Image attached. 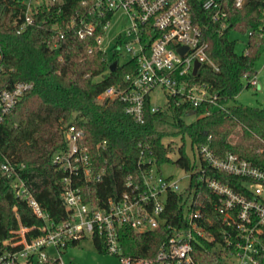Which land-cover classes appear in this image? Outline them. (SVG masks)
I'll return each mask as SVG.
<instances>
[{"label":"trees","instance_id":"1","mask_svg":"<svg viewBox=\"0 0 264 264\" xmlns=\"http://www.w3.org/2000/svg\"><path fill=\"white\" fill-rule=\"evenodd\" d=\"M202 1L187 0L192 22L201 29L207 56L217 71L203 66L194 82L206 84L217 95V104L225 109L218 110L211 104L177 106V97H172L164 109L151 113L147 100L144 122L138 124L124 114L123 103L98 101L109 87L123 86L125 76L136 72V63H120L116 52L105 60L93 37L80 39L77 35L82 23L92 24L96 35L103 34L111 12L100 14L94 0H59L39 9L36 25L17 33L14 20L23 14V5L17 0H0V92L17 82L33 85L0 122V165L5 159L24 165L20 177L51 220L59 222L65 217L60 199L63 174L52 164V157L65 150L64 130L73 125L83 133L81 143L90 149L96 165L107 169L100 182L82 187L86 201L118 197L127 190L128 177L140 184L141 175L151 164L161 173L162 165L173 163L191 173L189 192L193 190L194 204L215 224L212 228L204 220L202 226L218 239L221 218L214 207L219 198L209 191L204 179H217L235 190L236 186L230 176L204 162V172L196 171V161L187 154L184 140H189L194 151L209 144L217 157L234 153L264 169V108L236 101L242 82L249 87L248 81L256 74L254 65L264 45L258 35L264 5L263 0H248L241 9L228 4V26L221 29L203 10ZM233 34L247 36L242 54L235 51L238 40L231 37ZM113 62L117 65L110 71ZM174 136H180L183 143L178 159L172 162L170 148L162 141ZM99 143L104 146L96 149ZM12 180L0 175V240L17 227L14 207L23 225L41 224L26 203L14 196ZM182 199L183 194L168 192L163 214L168 224L185 226ZM170 233L166 227L142 234L125 229L123 253L153 259ZM261 237L264 242V227ZM201 243L206 248L212 245ZM193 246V258L199 264H221L218 255L208 253L198 243ZM98 250L103 253L99 246ZM258 264H264V252L258 256Z\"/></svg>","mask_w":264,"mask_h":264},{"label":"built area","instance_id":"2","mask_svg":"<svg viewBox=\"0 0 264 264\" xmlns=\"http://www.w3.org/2000/svg\"><path fill=\"white\" fill-rule=\"evenodd\" d=\"M17 1L24 7L23 14L14 20L16 32L21 33L36 25L35 16L39 9L59 0ZM247 1L203 0L202 8L221 29H225L228 26L225 7L229 4L234 9H241ZM94 7L100 14L111 12L112 18L119 13L122 20L117 30L110 32L112 18L101 35L95 34L92 24L82 23L78 37H93L95 47L105 60L116 52L120 59L127 58L122 63L134 61L137 66L135 73L125 76L123 86H111L101 93L98 96L100 103H123L124 114L138 124L144 122L147 100L151 113L164 109L172 97H177V106L185 103L195 108L211 104L218 110L225 109L226 106L217 104V95L210 92L206 84L194 82L201 67L210 66L216 71L217 67L207 56V43L201 29L192 22L187 0H94ZM258 35L264 40V7ZM181 49H184L182 53ZM196 63L199 66L194 73ZM248 83L257 86L255 76ZM32 87L31 83L17 82L0 92V122ZM158 91L166 100L162 108L154 103V95ZM82 136L83 133L75 126H67L64 130L66 148L52 157V164L63 174L60 199L65 217L59 222H54L42 211L20 177L24 165L8 159L1 163L0 175L13 177L11 188L14 196L26 203L41 224L23 225L14 207L17 227L0 240V264H70L64 260V255L69 248L84 240L91 241L97 250L99 246L104 253L116 256L120 264H199L193 258L194 243L208 253L218 255L221 264H258V256L264 252L261 237L264 227V169L234 153L217 157L209 144L196 150L199 161L196 171L204 172L201 168V162H204L206 166L230 176L236 186L235 190L217 179H204L209 191L219 198L214 207L221 218L217 239L212 231L202 226L201 221L204 220L212 228L215 224L204 218L199 206L194 204L193 190L189 192L190 172H187L189 184L186 194L178 180L163 176L151 164L149 171L141 175L140 184H134L127 178V190L120 196L102 202L86 201L82 187L100 182L107 169L96 165L90 149L81 143ZM103 146L104 143H99L96 149ZM168 192L183 194L180 202L185 222L183 227L170 225L163 217ZM161 227H166L171 233L153 259L123 253L121 244L125 229L142 234ZM201 241L212 245L206 248Z\"/></svg>","mask_w":264,"mask_h":264},{"label":"rangeland","instance_id":"3","mask_svg":"<svg viewBox=\"0 0 264 264\" xmlns=\"http://www.w3.org/2000/svg\"><path fill=\"white\" fill-rule=\"evenodd\" d=\"M121 20L122 18L119 13L112 18L110 21V32L117 30L119 21L121 22ZM231 37L238 40L235 46L236 53L242 54L245 50L247 36L233 34ZM126 60L127 58L123 57L120 59V63ZM254 69L256 72L255 79L257 81V86H249L246 88V82L243 81L242 90L237 95L236 101L243 106L264 108V45L260 48V55L255 62ZM98 80H100V77L96 78V81ZM154 97V103L158 107L162 108L165 106V96L160 91L156 92ZM162 142L164 145L169 146L170 152L168 157L172 162H175L179 157L178 148L183 143L181 137H164ZM184 143L187 154L196 161V164L199 163L197 153L190 148V142L187 138H185ZM161 173L165 177L171 176L174 180H178L182 192H184V194L187 193L189 184L187 172L177 168L173 163H167L161 166ZM64 260L70 264H120L116 256L104 252L100 253L89 240L81 241L78 246L69 248L64 255Z\"/></svg>","mask_w":264,"mask_h":264},{"label":"water","instance_id":"4","mask_svg":"<svg viewBox=\"0 0 264 264\" xmlns=\"http://www.w3.org/2000/svg\"><path fill=\"white\" fill-rule=\"evenodd\" d=\"M184 51V49H181L180 50V52L182 53ZM116 62H113L111 65H110V67H109V70L110 71H114V69L116 68ZM198 66H199V64L198 63H196L195 64V69H194V73L196 72V69L198 68Z\"/></svg>","mask_w":264,"mask_h":264}]
</instances>
